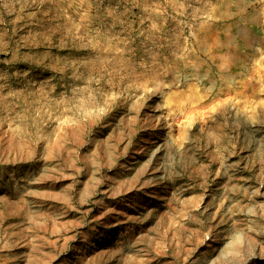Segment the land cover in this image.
Segmentation results:
<instances>
[{
  "label": "rangeland",
  "instance_id": "1",
  "mask_svg": "<svg viewBox=\"0 0 264 264\" xmlns=\"http://www.w3.org/2000/svg\"><path fill=\"white\" fill-rule=\"evenodd\" d=\"M0 264H264V0H0Z\"/></svg>",
  "mask_w": 264,
  "mask_h": 264
}]
</instances>
